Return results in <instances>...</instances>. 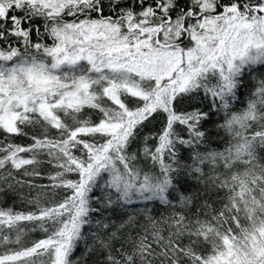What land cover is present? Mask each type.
<instances>
[{"label": "snow or ice", "instance_id": "obj_1", "mask_svg": "<svg viewBox=\"0 0 264 264\" xmlns=\"http://www.w3.org/2000/svg\"><path fill=\"white\" fill-rule=\"evenodd\" d=\"M0 264H264V0H0Z\"/></svg>", "mask_w": 264, "mask_h": 264}]
</instances>
